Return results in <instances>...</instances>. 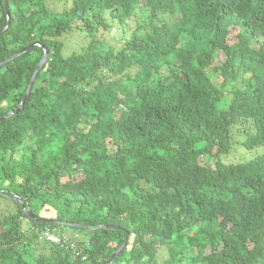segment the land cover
I'll list each match as a JSON object with an SVG mask.
<instances>
[{
	"label": "trees",
	"instance_id": "1",
	"mask_svg": "<svg viewBox=\"0 0 264 264\" xmlns=\"http://www.w3.org/2000/svg\"><path fill=\"white\" fill-rule=\"evenodd\" d=\"M6 2L0 264H264V0Z\"/></svg>",
	"mask_w": 264,
	"mask_h": 264
},
{
	"label": "rangeland",
	"instance_id": "2",
	"mask_svg": "<svg viewBox=\"0 0 264 264\" xmlns=\"http://www.w3.org/2000/svg\"><path fill=\"white\" fill-rule=\"evenodd\" d=\"M49 2H53V1H49ZM60 5L61 6L66 5L67 6V4H65V3H60L59 6H58V8H60ZM137 12H141V11H137ZM118 33L119 32H118L117 27L112 26L110 32L108 34H106V32H105L104 34H105L106 37H108V36L111 37L112 39L110 40V42L113 41L115 43V45L118 47V46H120L119 40L117 38ZM84 39L85 38L83 37V35L80 34L79 32H74V33L66 34L62 38V41H63V44H64V46H63L64 55L65 56H68L72 52L79 51L81 49V45L83 43H85V40ZM243 128L244 127L237 126V127H234L233 130H232V133L234 134L233 142L235 143V141H236L237 143H239V145L232 146L231 153L227 157H225V159L228 162H237V161H242L244 159L249 158V154L251 152H247L245 149H243V147L241 148L242 141L244 139L243 136L245 134V131H243ZM246 129H248V128H246ZM256 150H259V149H256ZM87 234H88V232L85 233V235H87ZM72 236L73 235L70 236V234L69 235L66 234V237L72 238ZM165 257H166L165 256V252H161V253H159L157 259L159 261H161Z\"/></svg>",
	"mask_w": 264,
	"mask_h": 264
},
{
	"label": "water",
	"instance_id": "3",
	"mask_svg": "<svg viewBox=\"0 0 264 264\" xmlns=\"http://www.w3.org/2000/svg\"><path fill=\"white\" fill-rule=\"evenodd\" d=\"M3 4H4L5 12H6V15H7V21H8V23H7V26H6L3 30L0 31V33H1L2 31L6 30L7 27L9 26V13H8V7H7V2H6V0H3ZM33 46H40V45H39V44H32V45H30V46H28V47H25L24 49H21L20 51H18L17 53H15L11 58H9V59H7L6 61L0 63V66L4 65L5 63L9 62L10 60L16 58L17 56H19V55H21V54H23V53L29 51ZM43 51H44L43 57H42V59L40 60V62L38 63V65H37V67H36V69H35V71H34L32 77H31V79H30V82H29V84H28V86H27V89H26V92H25V94H24V97H23L21 103L19 104L17 110L15 111V113L18 112V110H20L21 107L25 104V101H26V99H27V97H28V95H29V93H30V90H31L32 85H33V83H34V81H35V78H36V76H37V74H38L40 68L44 65V63H45L46 60H47V57H48L49 51H48L46 48H43ZM11 114H13V111H10V112L7 113L5 116H3V117L0 119V121H2L3 119L7 118V117H8L9 115H11ZM17 200L19 201V199H17ZM20 202H21V201H20ZM21 204L23 205V202H21ZM27 215H28L29 217H31L32 219H35L34 216H33L30 212H27ZM59 224L65 225V223H59ZM98 228H100V227H96V228H92V229H98ZM102 228H104V229H108V228H109V229H119V228H115V227H113V226H103ZM127 238H128V232L126 233L125 242H124L123 246H125ZM121 248H122V247H121ZM121 248H119L117 252H119V251L121 250ZM117 252H116V253H117ZM116 253L113 254V257L115 256Z\"/></svg>",
	"mask_w": 264,
	"mask_h": 264
},
{
	"label": "clouds",
	"instance_id": "4",
	"mask_svg": "<svg viewBox=\"0 0 264 264\" xmlns=\"http://www.w3.org/2000/svg\"><path fill=\"white\" fill-rule=\"evenodd\" d=\"M51 235H52V236H56V237H58L59 241H58L57 243H60V237H59L58 235H55V234H51ZM71 247L73 248L74 246L71 245ZM80 253H81V250H80L79 252L73 250L71 254H72L74 257H76V256L80 255ZM81 255H82V253H81ZM82 260H85V257H82Z\"/></svg>",
	"mask_w": 264,
	"mask_h": 264
},
{
	"label": "built area",
	"instance_id": "5",
	"mask_svg": "<svg viewBox=\"0 0 264 264\" xmlns=\"http://www.w3.org/2000/svg\"><path fill=\"white\" fill-rule=\"evenodd\" d=\"M47 239L50 240L51 242L57 243L59 241L58 237L52 236V235H47Z\"/></svg>",
	"mask_w": 264,
	"mask_h": 264
}]
</instances>
